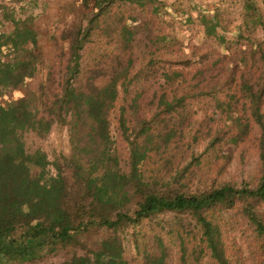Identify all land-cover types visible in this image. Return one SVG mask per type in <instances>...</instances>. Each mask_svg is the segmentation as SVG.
Listing matches in <instances>:
<instances>
[{"label":"rangeland","instance_id":"1","mask_svg":"<svg viewBox=\"0 0 264 264\" xmlns=\"http://www.w3.org/2000/svg\"><path fill=\"white\" fill-rule=\"evenodd\" d=\"M96 1L0 0V29L10 31L13 18L28 20L44 53L39 72L22 87L0 91V103L41 85L57 92L67 65L74 64L72 37L80 24L91 26L79 49L77 81L81 85L90 77L100 85L118 81L111 133L125 157L131 142L144 136L138 132L147 125L155 134L151 146L161 144L144 164L148 175L175 184L177 178L188 191L227 182L255 185L263 170L262 126L242 84L262 89L260 111L264 114V0H154L144 5L116 0L101 15ZM251 4L262 19L248 16ZM215 19L220 22L217 32L207 34V20ZM126 68L128 78L121 77ZM162 94L185 99L176 112L168 114L159 112ZM160 131L169 132L168 142L156 136ZM24 140L29 150L41 148L50 160L71 150L69 125L54 124L44 137L26 132ZM241 209L237 206L213 216L223 226L226 250L233 264H264V242ZM121 234L131 264H141L155 234L171 248L169 264H215L204 250L200 226L190 215L161 214ZM75 251L82 252L63 249L30 264L60 262Z\"/></svg>","mask_w":264,"mask_h":264},{"label":"trees","instance_id":"2","mask_svg":"<svg viewBox=\"0 0 264 264\" xmlns=\"http://www.w3.org/2000/svg\"><path fill=\"white\" fill-rule=\"evenodd\" d=\"M112 1L116 0H97L98 15L104 14ZM119 1L144 5L154 0ZM249 13L262 19L252 4ZM218 23L207 20V34H215ZM90 28L80 24L72 37L74 64L67 65L57 92L41 85L18 99L0 103V264L36 263L68 248L82 252L49 264H131L121 233L167 213L193 217L209 258L215 264H233L223 226L213 216L241 206L264 242L262 89L248 82L242 84V92L250 98L253 115L262 126L259 154L263 170L259 181L255 185L227 182L198 191L185 190L177 178L175 184L143 170L152 153L161 147L158 142L151 146L155 134L147 125L138 132L144 136L131 142L128 156L115 145L111 112L119 97L118 81L100 85L90 77L85 85L78 83L79 49ZM43 58L36 30L28 20L13 18L10 31L0 29V91L24 86L39 72ZM120 76L128 78V69ZM184 99L162 94L159 112H176ZM54 124L69 125L68 153L50 160L41 148L26 147V132L44 137ZM169 135L162 131L156 134L163 142H168ZM154 241L145 247L141 264H169L170 246L159 234L154 235ZM185 258L183 247L181 259Z\"/></svg>","mask_w":264,"mask_h":264}]
</instances>
